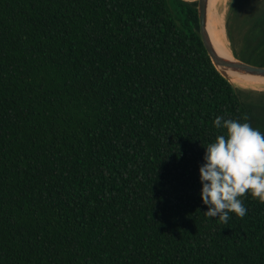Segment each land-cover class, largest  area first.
<instances>
[{
  "label": "trees",
  "instance_id": "16d2710c",
  "mask_svg": "<svg viewBox=\"0 0 264 264\" xmlns=\"http://www.w3.org/2000/svg\"><path fill=\"white\" fill-rule=\"evenodd\" d=\"M226 23L264 67V0ZM219 116L264 132V91L216 69L198 3L0 0V264H264V204L205 216Z\"/></svg>",
  "mask_w": 264,
  "mask_h": 264
},
{
  "label": "clouds",
  "instance_id": "9594fccd",
  "mask_svg": "<svg viewBox=\"0 0 264 264\" xmlns=\"http://www.w3.org/2000/svg\"><path fill=\"white\" fill-rule=\"evenodd\" d=\"M217 130H227L215 143L206 147L205 163L200 168L203 204L206 217L227 224L234 213L243 219L248 215L245 199L264 204V132L251 123L219 116Z\"/></svg>",
  "mask_w": 264,
  "mask_h": 264
},
{
  "label": "water",
  "instance_id": "95a60500",
  "mask_svg": "<svg viewBox=\"0 0 264 264\" xmlns=\"http://www.w3.org/2000/svg\"><path fill=\"white\" fill-rule=\"evenodd\" d=\"M198 11L200 19L201 39L214 66L223 75V77L230 81V79L228 78V74L233 73L238 76L244 77L264 78V67L247 64L237 59L235 55L233 56V59L229 58L227 54L224 55L219 51V49L213 42L208 29L209 0H199Z\"/></svg>",
  "mask_w": 264,
  "mask_h": 264
},
{
  "label": "bare ground",
  "instance_id": "6f19581e",
  "mask_svg": "<svg viewBox=\"0 0 264 264\" xmlns=\"http://www.w3.org/2000/svg\"><path fill=\"white\" fill-rule=\"evenodd\" d=\"M225 0H212L210 10V35L219 49V51L233 59V51L231 43L228 40L226 50L224 52V38L226 32V18H225ZM227 11V10H226ZM230 81L238 88H248L258 90H264V78L260 77H244L238 76L233 73L228 74Z\"/></svg>",
  "mask_w": 264,
  "mask_h": 264
},
{
  "label": "rangeland",
  "instance_id": "374dc122",
  "mask_svg": "<svg viewBox=\"0 0 264 264\" xmlns=\"http://www.w3.org/2000/svg\"><path fill=\"white\" fill-rule=\"evenodd\" d=\"M185 1H187L189 3H198L199 2V0H185ZM211 1L212 0H209V10H211ZM233 2H234V0H225L224 1V3H225V18H226V22H227V17H228V15L230 13V9H231V6H232ZM242 89H244V90H254V89H248V88H242ZM255 91H264V90L258 88V90H255Z\"/></svg>",
  "mask_w": 264,
  "mask_h": 264
}]
</instances>
